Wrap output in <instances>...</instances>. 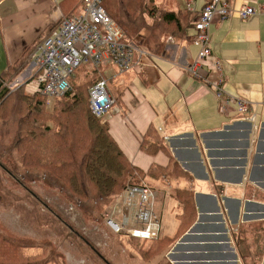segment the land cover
Wrapping results in <instances>:
<instances>
[{"label": "crops", "instance_id": "obj_1", "mask_svg": "<svg viewBox=\"0 0 264 264\" xmlns=\"http://www.w3.org/2000/svg\"><path fill=\"white\" fill-rule=\"evenodd\" d=\"M208 1L188 11L186 0H165L167 11L188 15V25L163 37L158 52L139 46L148 54L135 52L130 70L102 71L116 100L104 121L155 193L159 237H174L166 255L176 264H264V0H227L256 13L216 17L210 26L225 89L251 102L252 119L222 113L215 94L184 69L199 51L194 22ZM80 7L81 0H0V76L11 75L12 90L29 91L33 48ZM165 216L169 223L174 216V229Z\"/></svg>", "mask_w": 264, "mask_h": 264}, {"label": "trees", "instance_id": "obj_2", "mask_svg": "<svg viewBox=\"0 0 264 264\" xmlns=\"http://www.w3.org/2000/svg\"><path fill=\"white\" fill-rule=\"evenodd\" d=\"M102 1L111 17L113 10L121 19L139 18L137 9H141L142 3L137 0H131L126 6H122L120 0H112L106 5L105 0ZM164 14L165 22L176 27L174 33L189 23L188 15L179 17L170 11ZM124 40H129L125 33ZM80 68L91 69L83 72L84 78L74 85L77 90L87 74L97 77L92 67L85 65ZM1 79L5 81L6 78L2 76ZM71 83L73 87V80ZM7 90L0 82V118L5 120L10 115L7 103L11 98L16 102L18 127L11 143L0 153V172L10 176L16 184L28 189V182H37L42 176L47 187H56L70 201H82L83 210L94 213L104 209V219L130 183L144 186L142 174L128 162L110 135L106 121L91 113L88 92L84 95L82 91L77 95L71 93L72 89L58 97L59 101L53 103V112L46 114L44 99L47 97L29 94L24 86L13 91L17 92L15 94H9ZM16 173H21L22 178H18ZM28 190L38 198L36 193ZM123 235L129 241L146 243V252L163 244L168 251L174 242V239L168 242L160 237L149 240L129 233ZM51 240L49 237L21 236L9 230L0 219V264H65L63 254L60 250L55 251Z\"/></svg>", "mask_w": 264, "mask_h": 264}, {"label": "built area", "instance_id": "obj_3", "mask_svg": "<svg viewBox=\"0 0 264 264\" xmlns=\"http://www.w3.org/2000/svg\"><path fill=\"white\" fill-rule=\"evenodd\" d=\"M188 11H195V0H186ZM82 12L63 16L51 32L34 48L31 57L36 72L29 82V92L47 98H58L72 91L71 79L85 65L96 70L97 80L89 88V108L98 119L105 120L116 100L112 97L102 69L115 66L119 72L130 70L134 54L147 55V50L124 40V32L113 20L102 0H81ZM256 13L250 5L234 9L227 0H209L194 22V41L199 46L195 59L185 66L192 77L202 80L219 101V110H235L252 119L251 102L228 93L222 74V63L211 48L210 26L214 19L238 14L248 19ZM2 85L10 88L0 77ZM247 118V119H248ZM155 193L148 186L129 184L117 197L107 214L108 225L117 233H129L139 239L159 237V221L152 212ZM117 217V219H116Z\"/></svg>", "mask_w": 264, "mask_h": 264}, {"label": "rangeland", "instance_id": "obj_4", "mask_svg": "<svg viewBox=\"0 0 264 264\" xmlns=\"http://www.w3.org/2000/svg\"><path fill=\"white\" fill-rule=\"evenodd\" d=\"M111 1L105 0L104 4L106 5ZM120 1L122 6H126L131 2V0ZM137 1L142 3L141 9H137L139 18L135 19L130 16L127 20L121 19L113 10L112 18L128 36L129 40L135 42L138 46H146L158 52V49L164 45L162 43L163 37L174 33L176 30L174 25L169 26L163 19V15L167 11L164 6L165 0ZM81 12L82 8L80 7L75 14ZM183 15L181 14L180 16ZM133 19H135L134 23L132 22ZM81 69L79 68L75 74L89 71L88 69L91 68ZM106 69L108 67L103 68L102 71ZM12 70L14 71V69ZM10 76L4 82H10ZM96 78L90 73L87 74L86 79L78 87L79 90L73 84L71 93L78 95L83 91L84 95H86ZM29 80L30 78L24 84H27ZM14 81L12 80L8 84L10 85ZM112 83H116L115 80ZM12 87H6L9 94L18 89L12 90ZM15 93L17 92L12 94ZM9 100L11 101V98ZM10 101L7 103L8 114L10 115L5 120L0 118V153L11 143L18 127V113H15L16 102L15 100H12L14 103ZM44 101L45 106H47L45 113L48 114L52 113L54 109L53 105L50 106V104H56L59 99L51 98L50 100L44 99ZM16 174L18 178H22L21 173ZM128 181L136 182L135 179H128ZM27 184L29 185L28 189L36 193L38 198L32 195L28 189L16 184L10 176L0 172L1 222L9 230L21 236L51 238L56 248H54L55 251L60 250L63 254L66 261L65 264H176L173 256H168L169 251H167L165 244L155 245L146 252V243L129 241L123 235L124 233H115L108 225V217L104 219V209L94 213L83 210L81 208L82 201H70L66 194L61 195L60 190L56 187H47L42 176L37 179V182H28ZM173 219L174 216L171 217L169 223V217L165 216L163 222H168L171 228L175 223ZM167 232L172 233L171 231ZM171 238L173 239L174 237ZM172 248L170 251L174 252Z\"/></svg>", "mask_w": 264, "mask_h": 264}, {"label": "bare ground", "instance_id": "obj_5", "mask_svg": "<svg viewBox=\"0 0 264 264\" xmlns=\"http://www.w3.org/2000/svg\"><path fill=\"white\" fill-rule=\"evenodd\" d=\"M213 244V243H212ZM201 245H203V244H201ZM194 249V248H193ZM199 249V248H198ZM216 250V249H215Z\"/></svg>", "mask_w": 264, "mask_h": 264}]
</instances>
